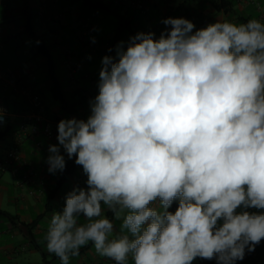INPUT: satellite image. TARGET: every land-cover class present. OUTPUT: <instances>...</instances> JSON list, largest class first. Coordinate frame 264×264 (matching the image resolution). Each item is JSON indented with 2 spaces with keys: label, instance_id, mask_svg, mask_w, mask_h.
Masks as SVG:
<instances>
[{
  "label": "clouds",
  "instance_id": "clouds-1",
  "mask_svg": "<svg viewBox=\"0 0 264 264\" xmlns=\"http://www.w3.org/2000/svg\"><path fill=\"white\" fill-rule=\"evenodd\" d=\"M162 22L102 57L87 120L58 122L48 172L66 154L87 176L44 237L61 264L89 242L116 264H237L264 240V23Z\"/></svg>",
  "mask_w": 264,
  "mask_h": 264
},
{
  "label": "crops",
  "instance_id": "crops-1",
  "mask_svg": "<svg viewBox=\"0 0 264 264\" xmlns=\"http://www.w3.org/2000/svg\"><path fill=\"white\" fill-rule=\"evenodd\" d=\"M85 1L0 0V72L5 75L0 79V107L5 112V127L9 129V134L0 143L4 146V150L0 151V163L5 161L6 153L11 149L16 150L17 155V159L0 169V210L16 217L11 222L0 216V264H61L59 257L48 252L44 237L53 213L63 209L66 194L75 186L86 187L87 180L82 166L75 163V157L69 160L66 154L63 173L48 172L46 160L49 145L58 142L48 141L42 133L29 136L20 132L19 126L28 112L27 100L21 88H28L39 94L45 116L58 121L73 117L87 120L91 114L89 101L98 94L99 73L89 72L78 54L73 55V61L78 67L71 73L64 64L67 50L61 65L69 71V85L64 93L67 92L72 97V100L67 98L73 108L66 112L60 106L52 107V112L47 110L43 95L49 84L48 60L41 55H32L30 48L27 51L31 57H21L25 52L21 49L32 41L26 32L29 22L37 36H43L45 41L46 38L51 40L48 46L52 61L54 49L61 48L63 43L79 44L83 50L94 49L95 43L91 40L87 43L84 41L93 31L96 20H100V15H118L119 22L125 28L122 31L125 30L126 34L130 30H150L157 32L158 38L165 31L166 26L162 21L166 16L190 20L195 25L193 31L206 28L217 21L240 24L256 19L264 23V0H94L104 4L106 8L99 12L85 4ZM123 14L130 16L125 18ZM123 19L128 22H123ZM118 29L114 36L98 38L97 49L102 48L104 56H114L115 46L121 41H128L126 38L129 39V35H124L126 38L122 39L120 28ZM109 49L113 51L109 52ZM9 75L17 79L16 87L5 83L4 78ZM36 76L41 82H33ZM61 154H64L63 150ZM28 169L33 171V175L28 182H24L22 176ZM152 206L159 207L158 202ZM176 209L175 206L174 212ZM104 215L109 217L106 209ZM111 220L115 228L114 238L120 233L122 220H115L113 217ZM83 222L81 218V223ZM69 264L116 262L100 256L89 242L80 249L79 256L70 257ZM128 264H133L131 256Z\"/></svg>",
  "mask_w": 264,
  "mask_h": 264
},
{
  "label": "rangeland",
  "instance_id": "rangeland-1",
  "mask_svg": "<svg viewBox=\"0 0 264 264\" xmlns=\"http://www.w3.org/2000/svg\"><path fill=\"white\" fill-rule=\"evenodd\" d=\"M100 15V20H96V22L94 23V29L91 33H89L86 37H85V41L84 42H88L89 40H91L93 42V39L95 40V48L94 49H90V48H86L85 50H83V47H79V44L76 46L74 45V43H63L61 48L58 49H54L55 54L53 55V62L55 64V74L57 75V77L60 80V84L61 87L63 89V91H65L66 87H68L69 85V81H68V72L66 70V68L64 69V67H62L61 62L62 59L64 58V53L65 51L69 50L73 55H80V59L82 60V63L85 65V68L93 73H99L100 68H101V59L102 57H104L103 55V49H97L99 48L98 46V38L105 36V35H111L114 36L115 33L119 30L118 28H120V36L121 38H126V36L124 35H128L125 33V30L122 31V29H125L121 23L119 22L118 19V15L116 14H107L105 16ZM122 16H124L125 18H129V14H123ZM61 39V38H60ZM59 39V40H60ZM127 40H129L128 38H126ZM51 43V40L49 38H46L45 44L49 45ZM33 45V42H27V46L25 48H22L21 51H25L24 54L21 56L23 58H29L31 57V54L27 51L28 48H31ZM66 54V53H65ZM77 59V58H76ZM93 79V78H92ZM95 80V77H94ZM34 83H39L40 78L39 77H35L33 79ZM67 93V92H66ZM65 93V94H66ZM44 104L45 107L47 108V110L51 111L52 107H58L59 103L54 101L48 90L44 91ZM70 95L66 94V97H68L69 99L72 100V97H69ZM52 112V111H51ZM4 150V146H2V144H0V151Z\"/></svg>",
  "mask_w": 264,
  "mask_h": 264
},
{
  "label": "trees",
  "instance_id": "trees-1",
  "mask_svg": "<svg viewBox=\"0 0 264 264\" xmlns=\"http://www.w3.org/2000/svg\"><path fill=\"white\" fill-rule=\"evenodd\" d=\"M86 3L94 11L99 12L101 10H104V11L106 10L104 4H102L98 1L86 0L85 4ZM123 22L127 23L128 20L123 19ZM26 32H28L31 40L33 41V45L30 48L32 55H34V56L41 55L48 60V83H49L48 84V90L50 92L52 99L59 103L60 109L63 112H66L69 110L71 111V109L73 108V105L69 104V99L66 97V94L64 93V91L61 87L59 79L55 75V72H54L55 64L52 61V58H51L52 56L49 54L50 46L45 44V39L43 36H37L33 32L30 22L28 23V28L26 29ZM138 32L139 31H136V30H130L128 33L129 38L131 36H134ZM143 32H145V33L154 32L156 34V38H158L157 32H155V31L149 30V31H143ZM8 134H9L8 127H4V129L0 131V143L5 140V138ZM175 206L178 207L177 202H173V205L169 211L174 213ZM108 215H109L108 218L111 220L112 214L110 212H108ZM0 216L11 221V222H13L14 219H16L15 216L7 213L4 210H0ZM42 264H44V263H42ZM193 264H216V261H215V259L209 261V260H203V259L197 257L193 261ZM237 264H264V240H262L261 243L258 246H256L254 252L246 253L245 258L242 261H237Z\"/></svg>",
  "mask_w": 264,
  "mask_h": 264
},
{
  "label": "built area",
  "instance_id": "built-area-1",
  "mask_svg": "<svg viewBox=\"0 0 264 264\" xmlns=\"http://www.w3.org/2000/svg\"><path fill=\"white\" fill-rule=\"evenodd\" d=\"M169 17L171 16H166L165 19ZM166 28H170V26H166ZM65 56L66 60L64 61V64L69 69V71L73 73L78 67V65L73 61V54L70 51H67ZM3 77H5V75H2L0 72V79H3ZM4 81L6 84H10L14 87L17 86V79L12 75L6 76V78H4ZM21 91L27 100L28 112L24 115L23 120L19 126L20 132L29 136H34L37 133H42L48 141L58 142L56 137L58 135L57 125L59 121L56 119H49L45 116V108L39 94L24 87L21 88ZM0 117L3 118V122L0 123L1 131L4 129L6 124L5 112L1 107ZM13 159H17V155L16 150L11 149L6 153L5 161L3 163H0V169H4V166L8 165ZM32 175L33 171H31V169H28L22 176L23 181L28 182Z\"/></svg>",
  "mask_w": 264,
  "mask_h": 264
}]
</instances>
